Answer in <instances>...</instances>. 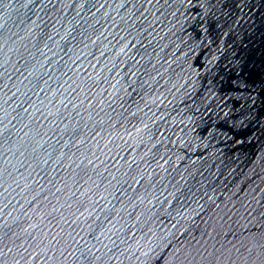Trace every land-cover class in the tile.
<instances>
[{
	"label": "water",
	"instance_id": "water-1",
	"mask_svg": "<svg viewBox=\"0 0 264 264\" xmlns=\"http://www.w3.org/2000/svg\"><path fill=\"white\" fill-rule=\"evenodd\" d=\"M0 264H264V0H0Z\"/></svg>",
	"mask_w": 264,
	"mask_h": 264
}]
</instances>
